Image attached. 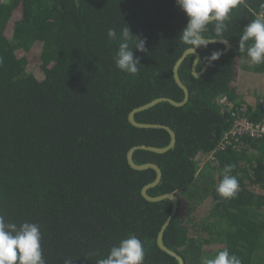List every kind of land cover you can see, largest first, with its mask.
I'll list each match as a JSON object with an SVG mask.
<instances>
[{"label":"trees","instance_id":"16d2710c","mask_svg":"<svg viewBox=\"0 0 264 264\" xmlns=\"http://www.w3.org/2000/svg\"><path fill=\"white\" fill-rule=\"evenodd\" d=\"M264 0H241L217 38L179 68L189 89L184 106L162 102L135 116L138 123L171 127L176 145L159 154L139 149L138 165L163 172L151 197L175 193L179 200L164 244L200 264L201 254L227 249L241 264H264V141L245 138L241 149L216 151L232 126L227 96L264 122V64L253 65L239 48L244 27L264 11ZM187 24L175 0H0V216L17 226H40L46 264H96L131 235L141 240L144 264H178L158 246L172 213L170 199L148 201L142 189L156 171L135 170V146L167 147L165 129L139 128L130 113L158 98L185 99L174 67L190 49L179 40ZM146 40L137 74L116 67L121 29ZM115 29L118 39L107 32ZM251 41L248 42L250 44ZM239 182L234 198L217 194L226 165Z\"/></svg>","mask_w":264,"mask_h":264},{"label":"clouds","instance_id":"9594fccd","mask_svg":"<svg viewBox=\"0 0 264 264\" xmlns=\"http://www.w3.org/2000/svg\"><path fill=\"white\" fill-rule=\"evenodd\" d=\"M175 2L187 17V24L179 40L190 46L193 55L197 49L206 48L210 43H227L223 39H206L204 33L209 31L208 26L211 25L214 35L217 38L222 37L226 31V21L241 0H175ZM107 35L110 40L118 39L115 29H109ZM132 38L136 41L133 46L136 51H146V40L134 37L129 27L125 26L119 36L121 42L115 64L123 72L137 74L140 60L134 56V50L130 47L129 41ZM239 48L246 52L253 65L264 64V11L244 27ZM221 55V50L214 51L208 60L217 61ZM233 168L234 165L231 164L224 167L223 178L216 189L217 194L224 199L234 198L239 191V182L236 176L231 174ZM41 241L42 235L38 224L24 222L17 226L15 223H6L4 217L0 216V264H46ZM144 259L145 251L141 240L131 235L121 240L118 246L112 247L106 258L98 259L96 264H144ZM64 264H73V261L69 258ZM204 264H241V260L224 249L215 257L206 259Z\"/></svg>","mask_w":264,"mask_h":264},{"label":"water","instance_id":"95a60500","mask_svg":"<svg viewBox=\"0 0 264 264\" xmlns=\"http://www.w3.org/2000/svg\"><path fill=\"white\" fill-rule=\"evenodd\" d=\"M224 40V39H223ZM226 44H224L226 46V49L224 51V53L228 52L229 50L232 49V45L228 40ZM219 43V42H217ZM212 44V43H210ZM192 54L191 50L188 49L183 55L182 57L178 60V62L176 63L175 67H174V77L175 80L177 82V84L180 86V88L184 91L185 93V99L182 102H176L175 100L171 99V98H158L155 99L153 101H151L150 103L140 106L136 109H134L130 115H129V121L136 127L139 128H155V129H165L169 132L170 136H171V141L169 143V145L167 147L164 148H158V147H154V146H146V145H141V146H135L132 149H130V151L128 152V162L129 165L135 169V170H148V169H153L156 171L157 175H156V179L152 182L149 183L148 185H146L143 189H142V195L151 202H160L163 201L165 199H170L172 201L173 204V208H172V213L170 215V217L167 219L166 223L164 224V226L162 227L159 236H158V246L160 247L161 250H163L164 252H166L167 254L171 255L172 257H175L178 260L179 264H185V261L183 259L182 256H180L178 253L172 251L171 249H169L165 244H164V235H165V231L167 229V227L169 226V224L171 223L172 217L177 213V210L179 208V200L178 197L175 193H169V194H164V195H160L158 197H151L148 194V191L157 187L163 177V172L162 169L154 164V163H147V164H143V165H138L136 164V162L134 161V154L137 150L139 149H143V150H147V151H152L155 153H159V154H164L168 151H170L171 149H173L176 145V141H177V135L176 132L169 126L166 125H160V124H143V123H138L135 119V116L143 111L149 110L151 108H153L154 106L158 105L159 103L162 102H169L174 106L180 107V106H184L188 99H189V89L188 87L182 82L180 75H179V68L181 66V64L185 61V59ZM195 60L193 63V74L197 77H199L200 75H202V73L212 64V62L208 61V63L206 64V66L204 67V69L202 70V72H197L196 68L197 65L201 59V54L198 50H196L195 54Z\"/></svg>","mask_w":264,"mask_h":264},{"label":"built area","instance_id":"2783aa9c","mask_svg":"<svg viewBox=\"0 0 264 264\" xmlns=\"http://www.w3.org/2000/svg\"><path fill=\"white\" fill-rule=\"evenodd\" d=\"M221 105L232 108V126L224 134L216 151L211 155V159H215L217 151H225L228 148L241 149L243 139L253 138L264 141V122H255L248 117V106L240 104L235 106L227 96H222L219 99ZM260 106L264 112V99L260 102Z\"/></svg>","mask_w":264,"mask_h":264},{"label":"rangeland","instance_id":"374dc122","mask_svg":"<svg viewBox=\"0 0 264 264\" xmlns=\"http://www.w3.org/2000/svg\"><path fill=\"white\" fill-rule=\"evenodd\" d=\"M211 247L206 252H203L200 255L201 256L200 264H204L206 259L213 258L217 254V253H215L217 250L216 251L215 250L210 251Z\"/></svg>","mask_w":264,"mask_h":264},{"label":"flooded vegetation","instance_id":"af4514ba","mask_svg":"<svg viewBox=\"0 0 264 264\" xmlns=\"http://www.w3.org/2000/svg\"><path fill=\"white\" fill-rule=\"evenodd\" d=\"M175 258V257H174ZM177 260V259H176ZM178 261V260H177ZM179 264V263H178Z\"/></svg>","mask_w":264,"mask_h":264}]
</instances>
